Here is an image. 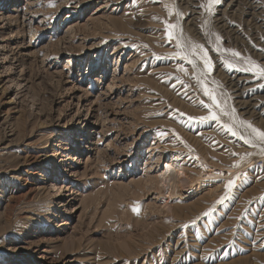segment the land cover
<instances>
[{"label": "rangeland", "instance_id": "1", "mask_svg": "<svg viewBox=\"0 0 264 264\" xmlns=\"http://www.w3.org/2000/svg\"><path fill=\"white\" fill-rule=\"evenodd\" d=\"M207 3L0 0V264H264V0ZM204 85L235 121L189 119ZM196 153L232 171L168 210Z\"/></svg>", "mask_w": 264, "mask_h": 264}, {"label": "bare ground", "instance_id": "2", "mask_svg": "<svg viewBox=\"0 0 264 264\" xmlns=\"http://www.w3.org/2000/svg\"><path fill=\"white\" fill-rule=\"evenodd\" d=\"M177 155L178 154H176V156L172 159L166 161L164 165V169L166 171L161 177V187L159 193L163 194V198H166L164 206L169 208L168 210L171 209L174 202L181 200L184 201L187 198L191 199L194 197L196 194L195 190L203 184H208L207 180L223 182L227 179V175L232 171L228 167L210 161L203 154L196 153L195 163H197L199 169L195 174L192 172V169L196 166H192L191 169L190 166L188 164L185 165V163H183L181 158ZM252 165L253 164L251 163L248 167H251ZM219 186L222 187V184L217 185L215 182L213 189L209 188L206 190V187L202 193H204V195L214 192L217 193ZM209 187H212V184ZM211 205L214 206L217 205V203L211 202Z\"/></svg>", "mask_w": 264, "mask_h": 264}, {"label": "snow or ice", "instance_id": "3", "mask_svg": "<svg viewBox=\"0 0 264 264\" xmlns=\"http://www.w3.org/2000/svg\"><path fill=\"white\" fill-rule=\"evenodd\" d=\"M220 0H208L207 5H201L202 7H206V11L211 12L213 5L219 3ZM179 15V13H178ZM176 25H166L167 29H173ZM169 39L172 38V32H167ZM219 39V37H217ZM177 47L181 49V51L174 53L173 55L177 56H183L184 59H188V52L185 51V48H188L191 53H197V50H199L200 59L203 61V65L205 69L211 70L212 68V62L208 56V52L206 49H204L203 45H197V44H185L182 40H177ZM234 55L239 56V53H234ZM189 62L193 65V67H196V61L195 60H189ZM229 68L235 67L233 64H228ZM180 71L187 72V69L180 68ZM243 71L246 72H255L258 76H264V67H260L259 65H252L250 67L244 68ZM197 80L199 83L203 85V81L200 80L199 77H197ZM204 95L208 96L211 100V103L205 104L204 107L208 109V114L206 116H200V117H189L190 120L192 119H198L200 121H216L218 123H221L223 116L230 117L231 120L235 121L236 117L234 115V109L228 110L227 105L224 102H218L217 97L215 93L209 89L206 85L203 86ZM203 103V102H201ZM241 123L247 124V127L251 129L252 133L254 134L255 138H257L259 141L264 142V131L255 128L252 126L251 123L241 121ZM222 127L226 129L227 131L231 132L233 135H240V133L233 130V125L230 123H222ZM241 139L245 140V143H252L251 139H246L245 137L241 136ZM261 154H264V151H262ZM235 181L232 179H229L225 185V188L230 191L232 187L234 186ZM227 191L225 193L224 197L220 198V201L222 202L227 197ZM133 211H136L134 208ZM211 211V209L209 210ZM207 214V213H206Z\"/></svg>", "mask_w": 264, "mask_h": 264}]
</instances>
